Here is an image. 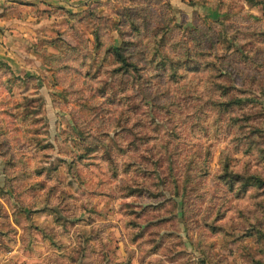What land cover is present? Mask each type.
I'll list each match as a JSON object with an SVG mask.
<instances>
[{"label":"rangeland","instance_id":"obj_1","mask_svg":"<svg viewBox=\"0 0 264 264\" xmlns=\"http://www.w3.org/2000/svg\"><path fill=\"white\" fill-rule=\"evenodd\" d=\"M0 264H264V0H0Z\"/></svg>","mask_w":264,"mask_h":264},{"label":"trees","instance_id":"obj_2","mask_svg":"<svg viewBox=\"0 0 264 264\" xmlns=\"http://www.w3.org/2000/svg\"><path fill=\"white\" fill-rule=\"evenodd\" d=\"M115 53H116V55H117V57L119 58V62L120 63H123V64H126L125 62V58H124V56L121 54V52H120V49L118 48V47H115ZM240 99H238V98H235L233 101H234V103L235 102H238Z\"/></svg>","mask_w":264,"mask_h":264}]
</instances>
